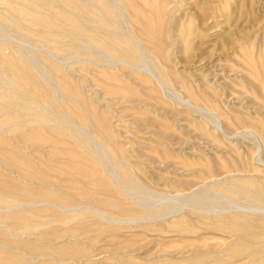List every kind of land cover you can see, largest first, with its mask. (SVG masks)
Returning a JSON list of instances; mask_svg holds the SVG:
<instances>
[{
  "label": "rangeland",
  "instance_id": "obj_1",
  "mask_svg": "<svg viewBox=\"0 0 264 264\" xmlns=\"http://www.w3.org/2000/svg\"><path fill=\"white\" fill-rule=\"evenodd\" d=\"M263 194L264 0H0V264H264Z\"/></svg>",
  "mask_w": 264,
  "mask_h": 264
},
{
  "label": "bare ground",
  "instance_id": "obj_2",
  "mask_svg": "<svg viewBox=\"0 0 264 264\" xmlns=\"http://www.w3.org/2000/svg\"><path fill=\"white\" fill-rule=\"evenodd\" d=\"M94 5V4H93ZM106 18V17H105ZM60 30V29H59ZM77 30V29H76ZM75 32V31H74ZM70 35V34H69ZM82 35V34H81ZM71 37V36H70ZM85 38V37H84ZM82 39V38H81ZM102 41V40H101ZM139 41V40H138ZM140 42V41H139ZM138 42V43H139ZM79 43V42H78ZM142 43V42H141ZM76 44V43H75ZM80 45V44H79ZM83 47V46H82ZM75 48V47H74ZM84 48V47H83ZM83 48H81V51H82V49ZM78 52V51H77ZM141 52V51H140ZM87 53V52H86ZM104 55V54H103ZM111 55V54H110ZM110 57V56H109ZM112 57V56H111ZM143 57V56H142ZM107 58V57H106ZM110 60V59H109ZM106 61V60H105ZM145 61V60H144ZM18 63V62H17ZM133 64V63H132ZM131 65V64H130ZM137 66H139V65H137ZM142 67V66H141ZM28 71V70H27ZM44 143V142H43ZM43 143H42V145H43ZM50 143H51V141H50ZM60 143V142H59ZM35 144H38V142H36ZM34 144V145H35ZM45 144V143H44ZM52 144V143H51ZM41 145V144H40ZM53 146V145H52ZM60 153V152H59ZM61 154V153H60ZM59 154V155H60ZM64 154V153H63ZM58 155V154H57ZM68 155H71V153H69V154H66V157L68 156ZM40 157V156H39ZM59 157H62V156H59ZM63 157H65V155L63 156ZM66 159V158H65ZM68 159V158H67ZM71 160V159H70ZM67 161H69V159L67 160ZM33 162V161H32ZM71 162V161H70ZM40 164V163H39ZM65 164V163H64ZM70 165V164H69ZM65 166V165H64ZM44 167V166H43ZM53 168H55V167H53ZM49 169H52V168H50L49 167ZM69 174V173H68ZM76 175V174H75ZM53 186H55V185H53ZM61 188V187H60ZM259 193V192H258ZM260 195V194H259ZM264 195V194H263ZM52 204V203H51Z\"/></svg>",
  "mask_w": 264,
  "mask_h": 264
}]
</instances>
